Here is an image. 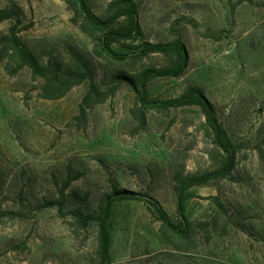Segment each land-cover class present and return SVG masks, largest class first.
Masks as SVG:
<instances>
[{"label":"rangeland","instance_id":"rangeland-1","mask_svg":"<svg viewBox=\"0 0 264 264\" xmlns=\"http://www.w3.org/2000/svg\"><path fill=\"white\" fill-rule=\"evenodd\" d=\"M112 1L90 3L104 15ZM136 1L146 37L153 42L180 37L190 55L181 77L152 79L150 97L166 100L199 86L246 147L228 177L190 189L189 218L198 227L213 223L208 239L189 252L169 248L144 202L120 201L111 221L110 264H264V158L254 134L264 120V0ZM6 6L21 10V26L30 27L20 35L42 58L66 56V41L92 49L63 0H0V8ZM11 25L0 23V36ZM145 63L162 67L168 58L155 53ZM38 87L28 69L11 74L0 61V264L97 263L95 224L78 229L57 208H35L57 195L69 169L83 172L69 191L90 193L87 211L97 209L113 179L119 187L155 196L176 218V172L203 173L221 160L197 106L149 107L141 128L132 111L138 98L127 85L85 114L80 104L86 83L59 100L40 98ZM10 210L21 215H1Z\"/></svg>","mask_w":264,"mask_h":264},{"label":"trees","instance_id":"trees-1","mask_svg":"<svg viewBox=\"0 0 264 264\" xmlns=\"http://www.w3.org/2000/svg\"><path fill=\"white\" fill-rule=\"evenodd\" d=\"M63 1L73 13V24L90 38L92 49L83 50L66 41V56L50 53L48 57L42 58L20 35L22 29L30 27V24L21 26V10L6 6L0 8V23L12 22L8 31L0 36V61H6V69L11 74L28 69L33 79L39 82V97L47 100L62 99L74 87L86 83L88 89L80 104L82 114L88 108L105 102L120 86L127 85L138 98L132 111L141 128H145L147 124L146 110L149 107L165 111L197 106L206 118L212 139L221 152V160L214 170L203 173L188 174L183 169L176 172V218L155 196L148 192L119 187L113 179L110 180L109 190L101 196L97 209L93 212L87 211L85 205L90 193L83 194L73 189L69 191L73 181L82 177L83 172H73L71 169L61 182L58 181L57 195L43 198L35 208H57L63 217L71 215L69 224L78 229H86L95 224L98 228L96 264L111 263V221L117 203L125 200L144 202L148 211L159 222L158 232L164 244L175 250L189 252L200 241L211 236L210 227L213 224L205 222L198 227L189 218L186 204L193 196L190 189L217 183L232 174L246 147L245 140L227 129L218 113L217 105L197 85L188 86L180 96L174 98L154 100L150 97L149 86L152 79L181 77L188 68L190 55L180 37L165 42H153L146 37L139 19L140 6L136 0H114L110 3V12L104 15L94 11L90 0ZM155 53L164 54L168 58V64L162 67L147 65L145 58ZM106 82H109L110 87H105ZM254 134L259 140L260 155L264 158L261 147L264 144V120L258 124ZM212 199L222 211L229 213L218 196H212ZM1 215L21 214L10 210L1 212Z\"/></svg>","mask_w":264,"mask_h":264}]
</instances>
